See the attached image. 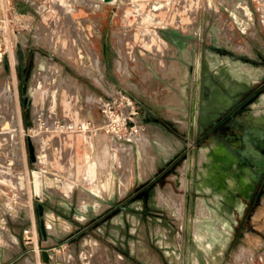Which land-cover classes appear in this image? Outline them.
<instances>
[{
  "label": "rangeland",
  "instance_id": "374dc122",
  "mask_svg": "<svg viewBox=\"0 0 264 264\" xmlns=\"http://www.w3.org/2000/svg\"><path fill=\"white\" fill-rule=\"evenodd\" d=\"M23 3L35 30L0 67V84L13 75L22 112L19 125L0 124L14 136L0 138V219L7 206L14 218L0 230V264H181L184 224L196 215L185 201L188 157L212 145L193 120L196 72L221 59L233 74L263 77L264 0ZM28 108L32 139L22 131ZM13 141L28 168L8 165ZM54 189L72 191L71 203ZM247 213L218 264H264V185ZM38 247L56 249L51 262Z\"/></svg>",
  "mask_w": 264,
  "mask_h": 264
},
{
  "label": "flooded vegetation",
  "instance_id": "af4514ba",
  "mask_svg": "<svg viewBox=\"0 0 264 264\" xmlns=\"http://www.w3.org/2000/svg\"><path fill=\"white\" fill-rule=\"evenodd\" d=\"M219 61L196 72L201 93L193 120L200 124L202 144L212 145L188 178L186 206L196 215L184 224L181 264H218L264 185V74L253 77L240 69L233 74L226 60ZM216 93L223 100L204 106V98L212 106L209 97ZM248 176L251 187L243 182Z\"/></svg>",
  "mask_w": 264,
  "mask_h": 264
},
{
  "label": "built area",
  "instance_id": "2783aa9c",
  "mask_svg": "<svg viewBox=\"0 0 264 264\" xmlns=\"http://www.w3.org/2000/svg\"><path fill=\"white\" fill-rule=\"evenodd\" d=\"M23 2L24 3L27 2L31 5H34L33 3L35 2V0H0V67L4 64L7 58L9 59L13 58L12 51H14L16 54V49L12 47L13 42L15 41L16 44H18L19 40L21 39V37H23L24 34L31 33L33 32V30H35L36 17L34 15H31L30 12L24 11L21 4ZM9 76H11L13 80V75L11 74ZM9 76L7 77L6 81L3 84H0V103L4 102V104L0 105V109L2 108L3 110V113L0 112V124L4 122H10V125L14 127L20 124L22 112L21 110L18 109L19 104L17 100L19 96L17 95L18 92L16 89V85L12 83L10 87ZM21 124L23 126L22 122ZM30 127L31 126H27V127L23 126V130H22L24 136H27L29 138H31ZM7 129L8 130L5 129L0 130V138L5 139L6 137L10 136L9 138L10 139L12 138L13 140L14 139V136L12 135L13 132L10 131V128ZM17 146L18 145H16L15 142L13 141V144L11 145L8 154L11 155V158H14V160H12L13 164H8V165H17V168L24 169L25 165H23L22 163L23 161H21L23 159V156L22 153H20L19 148H18L19 152L16 151ZM26 168H28V165ZM23 176L25 175H22V177ZM10 219H14V218L11 214V208L7 206L5 207V210L4 212H2L1 215L0 230L7 229L8 226L5 224H8ZM25 219H26L25 216H19L16 221L22 223V220ZM34 235L35 233L34 231H32L31 227H27V226L24 227L22 238L25 247L32 246V244H34L35 241ZM20 244L22 245V242ZM38 249H39L38 251L41 253H43L44 250H47L50 254V258L53 259L52 248L41 249V247H38ZM12 251L15 250L12 249Z\"/></svg>",
  "mask_w": 264,
  "mask_h": 264
},
{
  "label": "water",
  "instance_id": "95a60500",
  "mask_svg": "<svg viewBox=\"0 0 264 264\" xmlns=\"http://www.w3.org/2000/svg\"><path fill=\"white\" fill-rule=\"evenodd\" d=\"M104 1L112 2L114 0H104ZM11 79H12L11 76H9V85H10V87H11V84H10L11 83ZM206 86L207 85L204 86V92H205V90L207 88ZM209 88H210V90L217 89L216 85H214V83H211ZM26 90H27V84L25 83L23 91L25 92ZM222 98L223 97L219 96L217 93L215 94L214 98H213V96L209 97V99H211L210 101H212V103H213L212 106L209 103H207L206 99L204 98V106L214 107L217 102L223 100ZM26 117H27L28 125L31 126L33 124V121H32V110L30 108H28L27 111H26ZM30 151H31L32 160L36 161L37 157H36V153H35V150H34V146L32 144H30ZM191 158L192 157H189V168H188V178H189V180L192 177V171H193V169L191 167V165H192L191 164V162H192ZM256 158H257V156L254 155V159H256ZM38 207H39V213H40L41 230H42L44 236L47 237L48 234H47L46 220H45V217H44V215H45V205L42 202H39L38 203ZM43 255L45 257V261L46 262H51L50 254H49V252L47 250L43 251Z\"/></svg>",
  "mask_w": 264,
  "mask_h": 264
},
{
  "label": "crops",
  "instance_id": "0c3cea01",
  "mask_svg": "<svg viewBox=\"0 0 264 264\" xmlns=\"http://www.w3.org/2000/svg\"><path fill=\"white\" fill-rule=\"evenodd\" d=\"M175 141V140H174ZM196 153H197V151H196ZM191 156H193L194 157V155H191ZM191 156H189V157H191ZM189 157H188V159H189ZM196 160H195V157H194V164H193V170L195 169V165L196 164H198V161H199V154L197 153V155H196ZM55 191V192H54ZM54 191L53 192H51V191H48V194H55L56 193V197H58L59 198V201L60 202H63V203H71V198H72V196H73V192L71 191V192H69L67 195H64V192H61L60 190L59 191H57L56 189H54ZM57 191V192H56ZM57 199V198H56ZM55 198H52V200H56ZM53 251V254L56 252V249H53L52 250Z\"/></svg>",
  "mask_w": 264,
  "mask_h": 264
},
{
  "label": "bare ground",
  "instance_id": "6f19581e",
  "mask_svg": "<svg viewBox=\"0 0 264 264\" xmlns=\"http://www.w3.org/2000/svg\"><path fill=\"white\" fill-rule=\"evenodd\" d=\"M13 55V58L15 59L16 58V56H15V53H13L12 54ZM190 56H191V54H190ZM190 56H187V58H189V59H192V57H190ZM180 62V61H179ZM174 65H176V64H174ZM171 66V65H170ZM180 66H182V65H180ZM179 66V67H180ZM175 67H177V66H175ZM160 68H162V66L160 67ZM172 68H174V67H172ZM164 68H162V70H163ZM168 69V68H167ZM174 69H176V68H174ZM178 69V68H177ZM181 70V69H180ZM187 70V69H186ZM234 70V69H233ZM245 70H246V68H245ZM165 71V70H164ZM175 71H177V70H175ZM185 72V71H184ZM187 72V71H186ZM241 72H244V70L242 71L241 70ZM246 73H248L249 75H251V76H253L254 75V72L253 73H250V71H246ZM257 74V73H256ZM185 76H187V75H185ZM169 90V89H168ZM174 94V93H173ZM175 95V94H174ZM176 97V96H175ZM174 98V97H173ZM171 99V98H170ZM175 99H177V98H175ZM179 99V98H178ZM170 102H172L173 103V101H171V100H169ZM176 102H177V100H176ZM176 104V103H175ZM177 104H178V102H177ZM172 110H174V109H172ZM171 110V111H172ZM170 111V110H169ZM174 112V111H173ZM176 112V111H175ZM177 113V112H176ZM175 114V113H174ZM173 114V115H174ZM176 117V116H175ZM31 129V128H30ZM31 132V131H30ZM167 141H165V140H161L160 141V143H159V146L161 147V149H164V147H165V145H167ZM189 161V160H188ZM98 162V161H97ZM105 163H106V161H105ZM189 165V164H188ZM187 165V166H188ZM186 166V167H187ZM184 168V167H183ZM96 169V168H95ZM186 171V170H185ZM185 171H183V172H185ZM93 173H95V172H93ZM87 175H91V176H93L91 173H88ZM86 175V176H87ZM95 175H96V173H95ZM188 176V175H187ZM94 177V176H93ZM181 178V177H180ZM187 177H185V179H186ZM184 180V179H183ZM180 181V180H179ZM184 183V182H183ZM182 185V184H181ZM186 185V184H185ZM183 186V185H182ZM187 186V185H186ZM88 203V202H87ZM106 205V204H105ZM101 206V205H100ZM102 207H103V205H102ZM101 208V207H100Z\"/></svg>",
  "mask_w": 264,
  "mask_h": 264
}]
</instances>
